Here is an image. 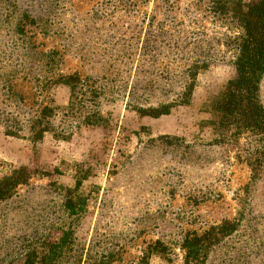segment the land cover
<instances>
[{"label":"rangeland","instance_id":"374dc122","mask_svg":"<svg viewBox=\"0 0 264 264\" xmlns=\"http://www.w3.org/2000/svg\"><path fill=\"white\" fill-rule=\"evenodd\" d=\"M223 1L224 9H215L213 0H0V177L20 166L29 173L27 185L0 203V263L14 262L56 228H72L75 245L87 250L95 242L109 250L105 258L112 264H137L157 240L169 251L148 264H183L186 234L239 220L237 231L210 247L206 264H264V167L248 186L250 169L243 157L236 159L238 150L256 146L251 138L226 146L225 166L168 160L163 154L170 149L150 143L160 136L188 144L212 138L204 110L233 76L230 42L239 34L230 8L250 0ZM94 52L99 57L91 58ZM50 53L52 76L76 73L94 87L100 96L84 111H98L110 128L68 130L73 121L63 106L69 93L58 87L51 94L60 115L51 125L71 133L68 140L47 132L34 146L26 136L6 135L28 134L48 104L43 78ZM195 55L213 64L198 75L189 106L156 119L126 109L138 64L137 84L151 83L155 90L161 73H176ZM170 75L162 82L169 84ZM141 91L139 97L150 102L166 96ZM260 100L264 107V75ZM67 189L86 198L80 220L63 207Z\"/></svg>","mask_w":264,"mask_h":264},{"label":"trees","instance_id":"16d2710c","mask_svg":"<svg viewBox=\"0 0 264 264\" xmlns=\"http://www.w3.org/2000/svg\"><path fill=\"white\" fill-rule=\"evenodd\" d=\"M220 1L222 0H213V3H216L215 9L226 8L227 3ZM230 9L239 34L230 42V47L234 51L231 60L233 76L226 82L223 89L210 99L207 110H204L209 115L204 125L211 129L212 138L206 142L199 139L195 141V144H188L182 138L160 136L151 140L150 143H157L170 149L169 152L163 154L169 157L168 160L182 158L185 162H192L196 165L205 163L211 166L214 164L225 166L230 159V151L226 149V146L237 142L241 137H250L249 140H252L256 146L250 143L244 152L238 150L236 159L244 158L243 160L246 161L251 173L248 186H251L259 177L258 171L264 167V146H259L260 139L264 136V107L260 100V83L264 75V0H250L247 3L239 1ZM107 51H100L101 58L99 59L103 58L101 55L103 53L108 55L109 51ZM93 55L98 56L94 52L91 58ZM44 59L47 76L43 78V88L48 91V104L43 106L38 115L29 123L28 134L6 132V135L26 136L34 146L40 143L47 132H51L55 139L68 140L71 133L67 134L68 137L62 132H57L55 129L58 128L51 125V121L60 115V107L55 105L53 94H51L52 88L58 87L66 89L69 93L67 102L63 106L69 114L68 119L73 121L69 122L68 130L72 132V129L74 131L80 129L81 126L110 128L106 118L98 111H84L85 106L88 104L92 106L93 101L100 96L93 90L94 87L85 85L84 80L76 73L52 76L53 55L50 53ZM95 63H100V60H95ZM211 64L213 61L209 57L195 55L185 61L183 66H178L176 73L172 75L161 73L162 80L166 74L170 75L172 80L169 84L161 80L159 85L155 86L156 91L166 95L165 98L156 102L147 101L143 96L139 97L141 90V95L154 93L155 90L152 89L151 83L144 86L137 84V78L139 80L141 74L138 64L127 96L126 109L135 112L140 117L156 119L170 115L177 108L189 106L198 75L206 71ZM88 88L91 90L87 91ZM87 94L90 95L89 100H84ZM114 131L115 128H112L110 133ZM117 161L111 165L112 174L116 173ZM28 180L29 173L26 167L10 168L0 177V203L12 198L20 187L27 185ZM77 185H80L79 181ZM74 193L73 190H66L63 207L69 212V217L75 216L77 221L83 218L81 212L86 198L76 197ZM238 223L239 220L224 221L201 235L194 232L186 234L180 245L184 253L183 264H206L210 247L218 245L221 239L237 231ZM52 235L47 236L35 246L30 245L25 248L14 262H1L0 264H112L113 260L105 258L110 253L109 250L104 247L97 249L95 242L92 241L87 250L84 244L75 245V230L72 228H56ZM167 251L169 249L163 243L158 240L154 241L145 248L137 264H148V260L153 255L165 257Z\"/></svg>","mask_w":264,"mask_h":264}]
</instances>
